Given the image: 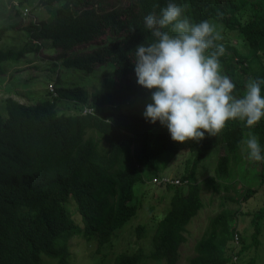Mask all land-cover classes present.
Listing matches in <instances>:
<instances>
[{
    "label": "trees",
    "instance_id": "obj_1",
    "mask_svg": "<svg viewBox=\"0 0 264 264\" xmlns=\"http://www.w3.org/2000/svg\"><path fill=\"white\" fill-rule=\"evenodd\" d=\"M35 1L51 9L50 17L30 20L24 27L32 41L28 47L19 52L0 49V76L5 75L4 63H19L27 55L40 53L47 41L56 51L55 70L60 69L55 94L49 93L48 100L27 105L7 98V117L0 106V264H47L45 259L69 264V241L77 235L106 247L137 214L135 187L166 176L188 145L195 155L193 171L179 178L188 181L186 185H167L169 208L151 242L153 260L177 264L188 226L205 207L195 167L218 149L214 174L204 180V186L219 192L228 190L227 182L231 187L237 184L242 176L235 174L232 163L250 133L264 150V119L252 128L229 120L216 136L206 133L199 141L179 143L159 122L150 124L128 109L136 99L151 96L150 90L137 85L132 58L138 44L155 40L144 27V17L159 16L169 0H18V4L30 8ZM174 2L192 22H215L248 46L249 52L239 58L213 29V46L208 51L223 46L221 71L234 82L235 96L244 94L250 78L264 79V0ZM106 65L114 69L110 92L91 95L81 85H62V75L91 74ZM261 88L264 95V84ZM62 101L77 112H60ZM85 106L92 111L82 115ZM262 165L258 177L243 176L248 181L244 202L257 194L258 183H264V161ZM70 202L75 203L79 222ZM239 219L228 211L214 217L189 264H238L226 246L238 235L241 257L249 249L243 247L247 240L239 230ZM254 222L252 237L257 245L264 230V207ZM143 230L138 228L139 233ZM145 255L143 251L121 253L115 264H146Z\"/></svg>",
    "mask_w": 264,
    "mask_h": 264
},
{
    "label": "rangeland",
    "instance_id": "obj_2",
    "mask_svg": "<svg viewBox=\"0 0 264 264\" xmlns=\"http://www.w3.org/2000/svg\"><path fill=\"white\" fill-rule=\"evenodd\" d=\"M116 0H113L115 2ZM56 4L55 6H57ZM50 8L39 5L35 1L34 5L29 7L19 6L18 0H0V35L2 30L9 28L0 37V49H13L16 52L28 47L32 41L29 33L24 29L30 23V20H44L50 17ZM21 14V15H20ZM247 16V15H246ZM18 27L11 29L12 25ZM215 33L221 41L228 43V46L234 50L239 58L249 52L248 46L236 37L233 32L226 31L221 25L215 22L210 23ZM103 40L101 43L106 42ZM33 44V43H32ZM56 51L50 42H44L40 53H33L23 57L19 63H4L5 75L0 76V106L4 116L7 113L4 110V101L7 98H13L23 104H37L48 100V94L54 93L55 81L58 71L54 67ZM264 62V53L262 54ZM62 60V59H61ZM113 67L110 65L97 67L91 74H84L79 71H71L62 75L63 86L81 85L87 89L89 94H104L113 90ZM53 87V88H52ZM149 99H136L130 105L129 110L139 113L145 109ZM60 112H77L76 109L69 106V102L62 101L59 106ZM70 109V110H68ZM243 145L238 156L232 163V168L237 176H242L237 184L229 185L228 190L222 188L219 192L208 189L204 186V180L214 174L217 166L219 150H212L209 156L195 167L202 187V196L205 207L188 226L187 242L180 248V260L177 264H189L195 257V247L198 241L209 229L211 221L220 213L228 211L239 215V230L242 236L246 237V244L249 249L242 254L239 264H264V230L259 238L260 244H255L253 233L255 232V215L264 207V183H258L255 187V194L249 201L244 202L243 194L248 187L247 178H256L260 175L263 165L262 161H252L247 157L246 152L242 151ZM189 146L186 145L180 154L170 164L166 178L176 180L181 178L187 171H193L195 157ZM243 168L239 174L237 172ZM167 185H175L169 183ZM167 185H160L152 181L146 184H138L135 187L137 196L138 211L122 229L117 231L111 242L106 247H99L96 239L88 241L81 235H77L69 241L70 258L69 264H115L116 257L121 253H134L138 251L145 252L146 264H166L156 262L151 258V242L155 233V228L165 213L168 211L171 193L166 189ZM259 185V186H258ZM181 186V185H178ZM77 222L81 217L78 211H75V203L69 205ZM144 230L139 233V227ZM233 242H229L226 249L233 251ZM46 260L47 264H56V262Z\"/></svg>",
    "mask_w": 264,
    "mask_h": 264
},
{
    "label": "clouds",
    "instance_id": "obj_3",
    "mask_svg": "<svg viewBox=\"0 0 264 264\" xmlns=\"http://www.w3.org/2000/svg\"><path fill=\"white\" fill-rule=\"evenodd\" d=\"M144 27L155 40L138 44L132 58L137 85L151 92V102L142 112L146 122H159L173 141L183 143L199 141L206 133L216 136L229 120L243 121L252 128L264 119V79L250 78L241 97L233 94L234 82L221 71L223 46L208 51L214 40L208 21L192 22L169 0L159 16L144 17ZM86 108L90 106L81 110L82 115H87ZM241 143L250 160L264 161L256 135L250 133ZM232 242L230 254L239 264L240 244L235 247Z\"/></svg>",
    "mask_w": 264,
    "mask_h": 264
},
{
    "label": "built area",
    "instance_id": "obj_4",
    "mask_svg": "<svg viewBox=\"0 0 264 264\" xmlns=\"http://www.w3.org/2000/svg\"><path fill=\"white\" fill-rule=\"evenodd\" d=\"M53 88V87H52ZM92 110L90 108H86L85 109V114H89ZM154 183L160 184V185H167L169 183L175 184V185H186L188 183V181H181L180 179H176V180H170L168 178H166V176H163L161 178H157L154 179ZM240 244V240L238 235H236V237L234 238V245L235 247H238ZM234 261L237 262L238 261V257L235 256L234 257Z\"/></svg>",
    "mask_w": 264,
    "mask_h": 264
}]
</instances>
